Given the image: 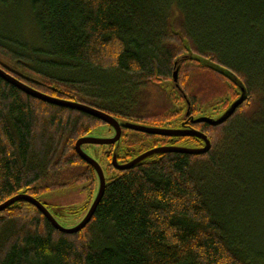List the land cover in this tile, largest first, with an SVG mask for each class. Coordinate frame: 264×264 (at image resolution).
Returning a JSON list of instances; mask_svg holds the SVG:
<instances>
[{"label":"trees","instance_id":"obj_1","mask_svg":"<svg viewBox=\"0 0 264 264\" xmlns=\"http://www.w3.org/2000/svg\"><path fill=\"white\" fill-rule=\"evenodd\" d=\"M213 66L230 71L246 98L222 124L193 123L240 95ZM0 67L118 120L190 126L211 141L204 154L157 153L126 170L111 165L114 148L124 163L202 140L123 128L118 142L96 152L89 147L100 145H82L106 181L90 221L63 232L16 201L0 211V264H264V236L246 233L247 223L264 224L256 203L264 196V0H0ZM110 130L0 77V204L82 186L84 204L52 212L74 226L98 184L75 141Z\"/></svg>","mask_w":264,"mask_h":264},{"label":"water","instance_id":"obj_2","mask_svg":"<svg viewBox=\"0 0 264 264\" xmlns=\"http://www.w3.org/2000/svg\"><path fill=\"white\" fill-rule=\"evenodd\" d=\"M202 61H205L201 59ZM212 66V65H211ZM219 72L222 74L226 75L229 77L231 80H233L236 85L239 88V96L236 100H234L221 114L217 116H207V115H200L197 117H191V121L193 123H198V122H205L210 125H219L225 122L236 110L237 106L240 105L244 99L246 98V90L243 84L228 70L221 68V67H215ZM0 77L6 80L7 82L13 84L23 92L38 98L40 100L53 103L56 105L68 107V108H73L76 110H80L83 112H86L103 122H105L107 125L111 126L114 130V134L112 137L104 138V137H97L95 135H87V136H82L78 138L75 141V150L82 158L84 161H86L88 164H90L98 177V184H97V189L95 196L86 211L85 215L83 218L74 226L72 227H64L60 225L56 219L54 218L52 212L47 209V207L37 198L28 195L26 193H19L2 204H0V211L5 209L7 206L11 205L12 203L19 201V200H24L27 201L31 204H33L38 210L41 211V213L52 223V225L57 228L60 231L67 232V233H73L82 230L85 225L90 221L92 215L94 214V211L101 200V197L103 196L104 189H105V176L104 172L98 163V161L92 157L90 154L85 152L82 149V145L84 144H114L119 141L122 133V129L126 128L129 130L133 131H138L142 133H147V134H155V135H162V136H194L196 138H199L202 140V145L199 147H194V146H186V145H162V146H157L152 149H149L145 152H142L141 154L137 155L136 157L132 158L131 160L121 163L118 162L117 157H116V148H114L112 155H111V165L117 169V170H126L129 168L134 167L136 164L144 161L148 157L157 154V153H166V152H178V153H186V154H194V155H199V154H204L208 152L211 148V141L208 138L206 134L203 132L190 127V126H182L180 128H172V127H162V126H153V125H147V124H142V123H136L132 121H127V120H118L115 118L113 115L106 113L102 110H99L97 108L88 106L86 104L78 103L76 101L72 100H66L62 98H58L55 96H51L48 94H45L43 92H40L29 85L23 83L22 81L18 80L11 74L7 73L4 69L0 67ZM173 79L174 81L177 79V70H174L173 72ZM99 133V132H98Z\"/></svg>","mask_w":264,"mask_h":264},{"label":"rangeland","instance_id":"obj_3","mask_svg":"<svg viewBox=\"0 0 264 264\" xmlns=\"http://www.w3.org/2000/svg\"><path fill=\"white\" fill-rule=\"evenodd\" d=\"M117 96L120 97L121 95L117 94ZM97 134L95 133V136L108 138V137L113 136L114 130L111 127V130L109 131V133H107V134L97 133ZM94 145H100V147H97V146L89 147L93 151H95L96 149H100L101 145H109V144H94ZM92 154H93V152H92ZM95 185H96V183H95ZM81 187H71V188L49 191V192H46V193L40 195L39 199L43 203H46V205H48V207L50 208V211L52 210L51 212H53L55 214L54 208H60L61 207V208L65 209V207H69V206L70 207H78V206L85 203V193L81 192V190H82ZM249 202H251V201H249ZM256 203L258 204V207H260L264 210V196L261 199H257ZM263 215H264V212H263ZM55 216H56V214H55ZM83 216L84 215H81L80 217L73 219L70 224L76 225L83 218ZM60 217L61 216L57 215L58 219ZM263 223H264V220H263ZM247 226H248V229L246 231L247 237L250 236L254 239L257 237H263L264 236V224L261 225L260 227H257L256 224L250 225L249 223H247ZM255 226L257 227V229L255 231L256 233L254 234L253 227H255Z\"/></svg>","mask_w":264,"mask_h":264},{"label":"flooded vegetation","instance_id":"obj_4","mask_svg":"<svg viewBox=\"0 0 264 264\" xmlns=\"http://www.w3.org/2000/svg\"><path fill=\"white\" fill-rule=\"evenodd\" d=\"M182 116H183V118L185 119V121L189 119L188 112L182 113ZM182 121H184V120H182ZM182 121H181V122H182ZM189 122H190V121L188 120V121L186 122V125H189ZM121 134H122V133H121Z\"/></svg>","mask_w":264,"mask_h":264}]
</instances>
